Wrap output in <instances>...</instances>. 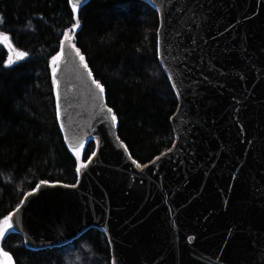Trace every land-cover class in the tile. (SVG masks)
<instances>
[{"label":"water","instance_id":"95a60500","mask_svg":"<svg viewBox=\"0 0 264 264\" xmlns=\"http://www.w3.org/2000/svg\"><path fill=\"white\" fill-rule=\"evenodd\" d=\"M147 1L158 4L159 59L178 96L174 145L139 164L105 91L64 45L53 69L60 127L70 147L91 136L95 156L76 186L27 192L14 231L37 249L97 227L113 264H264V0Z\"/></svg>","mask_w":264,"mask_h":264},{"label":"trees","instance_id":"16d2710c","mask_svg":"<svg viewBox=\"0 0 264 264\" xmlns=\"http://www.w3.org/2000/svg\"><path fill=\"white\" fill-rule=\"evenodd\" d=\"M74 13L70 0H0V222L39 183L77 181L51 74L75 20L73 41L102 84L132 157L147 163L175 141L170 118L178 97L159 59L158 10L146 0H88L77 19ZM20 52L27 56L18 58ZM93 148L88 142L84 159ZM2 246L14 264H113L109 239L97 227L37 249L10 230Z\"/></svg>","mask_w":264,"mask_h":264},{"label":"snow or ice","instance_id":"6c2138e0","mask_svg":"<svg viewBox=\"0 0 264 264\" xmlns=\"http://www.w3.org/2000/svg\"><path fill=\"white\" fill-rule=\"evenodd\" d=\"M78 2H80V0H78ZM74 8H75V5H74ZM79 25V21H77V24L73 26V28L75 27H78ZM73 37L72 36H66V40H71ZM4 39H8L6 36L4 37ZM72 47H75V45L73 44ZM66 48L64 46V43L62 42V46H61V52L59 53V55L57 57H54L53 58V63H56V61L64 55V52H65ZM76 52H77V55L80 56V59L83 61L84 60V56L83 55H80V52H79V49H76ZM27 56V53L26 52H20L18 53V58H23V57H26ZM9 63H12V61L10 60ZM85 68L88 67L87 64L84 65ZM55 70L53 71V77H55ZM89 75H91V73H89ZM93 83H95L96 85V88L99 90V92L101 94H103L104 92V88L103 86L99 83V81H93ZM59 87V85H57V88ZM59 93L57 92V110L59 111V107H60V104H59ZM107 112L108 113H112V109L111 108H107ZM111 121L113 122V125H115L116 121H117V116L113 113L111 115ZM93 156H95V153L92 154ZM90 161H91V158H90ZM84 167H86L87 165H83ZM77 172L79 173L80 172V168H77ZM39 187V186H37ZM16 221L13 219L12 216H9L7 218H5L3 224L4 226L3 227H0V237H3L5 235V232L8 231V230H15L14 229V225H15ZM0 255H2L3 257H6L7 260H6V264H12V257L9 256V254L7 252H4L2 250H0Z\"/></svg>","mask_w":264,"mask_h":264},{"label":"rangeland","instance_id":"374dc122","mask_svg":"<svg viewBox=\"0 0 264 264\" xmlns=\"http://www.w3.org/2000/svg\"><path fill=\"white\" fill-rule=\"evenodd\" d=\"M146 1H147V0H146ZM147 2H148V1H147ZM148 3H149V2H148ZM153 5H154V4H153ZM153 7H157V6L154 5ZM75 8H76V7H75ZM117 10H118V7L116 6V10H115V11H117ZM73 11L75 12L74 9H73ZM77 11H78V10H77ZM77 11L74 13L75 16H76V19L78 18V17H77ZM103 12H105V11H102V12H101L102 15H104ZM77 21H78V20H75V21H74L73 26L77 24ZM73 26H72L71 29H67V30L64 31L63 36H62V40H64L66 36H72V37H73V30H74L75 28H77V27L73 28ZM71 41H72L73 44H75L74 41H73V38L71 39ZM61 42H62V41H61ZM77 49H78V48H77ZM55 57H57V55H56ZM56 62H57V61H56ZM53 64L55 65L56 63H53ZM1 87H2V86H1ZM177 97H178V96H177ZM107 106H109V105L107 104ZM109 107H110V106H109ZM112 112H113V111H112ZM87 143H88V141H87V142L85 141V142L79 144V146H76V147H70V150L74 153V155H75L76 158H77V167L79 166L81 169L84 168L83 165H86L87 162L90 161V160H89V157H88L87 159H84V150H85V148H86ZM7 217H8V216H6L5 218H7ZM5 218H3V219L1 220V222H0V227H3V226H4L3 222H4ZM9 231H10V230L6 231V232H5V235H6L7 232H9ZM5 235H4V236H5ZM4 236H3V237H4ZM3 237H0V250H2V251H4V252H7V251L3 248V246H2V240H3ZM7 253H8V252H7ZM8 254H9V253H8ZM111 255H112V252H111ZM9 256H10V254H9ZM6 260H7L6 257H3L2 255H0V264H6ZM12 264H14L13 259H12Z\"/></svg>","mask_w":264,"mask_h":264},{"label":"bare ground","instance_id":"6f19581e","mask_svg":"<svg viewBox=\"0 0 264 264\" xmlns=\"http://www.w3.org/2000/svg\"><path fill=\"white\" fill-rule=\"evenodd\" d=\"M155 6H157L158 7V4H156V3H153ZM75 10V12L78 10V8H75L74 9ZM63 43H64V45H70V46H72L73 45V43H72V41L71 40H66V37H65V39L62 41ZM75 48V50L77 49L76 47H74ZM61 52V51H60ZM59 52V53H60ZM159 53V52H158ZM59 55V54H58ZM57 55V56H58ZM81 55V54H80ZM80 57V56H79ZM63 58H64V56H61L60 58H59V60L60 61H62L63 60ZM82 63H85V60H83L82 61ZM95 80V79H94ZM91 138V136H88V137H86L85 138V140L84 141H87V140H89ZM83 141V142H84ZM125 146V145H124ZM90 158L92 159L93 158V155H91L90 157H89V160H90ZM80 168V167H79ZM82 171V169L80 168V172ZM80 172H79V174H80Z\"/></svg>","mask_w":264,"mask_h":264}]
</instances>
